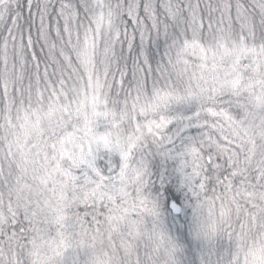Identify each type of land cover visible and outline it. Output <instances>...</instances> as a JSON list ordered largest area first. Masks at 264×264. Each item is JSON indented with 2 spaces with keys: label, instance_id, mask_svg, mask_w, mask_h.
<instances>
[{
  "label": "snow or ice",
  "instance_id": "1",
  "mask_svg": "<svg viewBox=\"0 0 264 264\" xmlns=\"http://www.w3.org/2000/svg\"><path fill=\"white\" fill-rule=\"evenodd\" d=\"M0 264H264V0H0Z\"/></svg>",
  "mask_w": 264,
  "mask_h": 264
}]
</instances>
